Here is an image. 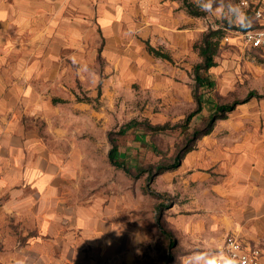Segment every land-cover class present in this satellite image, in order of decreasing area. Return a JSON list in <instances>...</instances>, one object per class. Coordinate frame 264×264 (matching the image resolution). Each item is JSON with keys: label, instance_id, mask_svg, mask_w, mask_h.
Returning a JSON list of instances; mask_svg holds the SVG:
<instances>
[{"label": "crops", "instance_id": "crops-1", "mask_svg": "<svg viewBox=\"0 0 264 264\" xmlns=\"http://www.w3.org/2000/svg\"><path fill=\"white\" fill-rule=\"evenodd\" d=\"M185 24L195 21L183 0H0V264H133L141 235L132 190L124 209L119 193L105 199L83 186L96 172L80 149L93 146L83 132L87 113L97 114L79 99L96 66L89 35L112 51L119 75L136 65L120 52L149 41L171 48ZM262 136L225 157L237 188L223 193L232 213L217 228L261 249L264 264Z\"/></svg>", "mask_w": 264, "mask_h": 264}, {"label": "rangeland", "instance_id": "rangeland-1", "mask_svg": "<svg viewBox=\"0 0 264 264\" xmlns=\"http://www.w3.org/2000/svg\"><path fill=\"white\" fill-rule=\"evenodd\" d=\"M184 1L201 15L194 16L195 24L184 25L182 38L170 43L171 48L162 42L156 44L171 61L154 58L146 43H137L134 50H123L119 55L134 59V70L127 67L123 72L121 68L116 75L112 51L103 50L98 34L93 40L89 35L93 46L87 58H94L96 66H89L79 99L97 114L87 113L86 123L91 127L83 132L93 146L80 149L94 156L95 162L89 163L87 170L92 172L96 166V172L83 186L100 189L105 199L119 193L121 199L126 197L124 209L134 203L141 236L133 264H210L228 235L217 228L232 213V204L223 193L237 188L231 180L232 162L225 157L245 154L233 150L247 139L262 138L264 133V58L244 43L243 32L237 30L241 23L230 11V6L239 7L246 19L262 0ZM243 1H248L250 8L243 6ZM190 27L192 31H187ZM249 28H258L252 13ZM217 30L222 32L217 65L201 71L214 83L209 89L196 81L195 68L202 59L195 48L205 34ZM93 92L95 97H90ZM235 104L234 111L222 114L215 122L211 134L196 139L219 107ZM199 109L186 125V118ZM153 128L165 130L153 134ZM111 141L118 146V157L131 176L110 163ZM189 149L179 168L151 178L158 165H172L177 155ZM128 187L134 194L130 206ZM160 216L175 242L172 250L156 225Z\"/></svg>", "mask_w": 264, "mask_h": 264}, {"label": "trees", "instance_id": "trees-1", "mask_svg": "<svg viewBox=\"0 0 264 264\" xmlns=\"http://www.w3.org/2000/svg\"><path fill=\"white\" fill-rule=\"evenodd\" d=\"M192 6L193 5H188V4L186 5V1H184V7L186 8L189 15H191L193 17L194 16L195 17L200 16L201 14L195 13L194 11H192V9H191ZM251 13L255 18V14L250 11V13H248V15L244 21V25H240L239 28L237 29L238 31L246 33L248 31L254 30V29L249 28ZM221 36H222V32L220 30L210 31L209 33L204 35L202 43L199 46H196V48H195L198 50L199 55L202 59V64L198 65L195 68L196 81H197L198 85H200L201 87H206V88L212 89L214 86L213 81H211L208 77H203L201 74V71H209L210 69L216 67L217 64L215 62V57L217 56V53H218V47H219V43H220L219 41L221 39ZM147 51L154 58L164 59L167 61L172 60L170 55L163 53L160 50H157V49L151 47L149 44H147ZM199 104H200V101H199ZM199 106L201 107V105H199ZM237 106H238V104H235L232 106L219 107L218 111L210 119L207 128L202 133L197 134L196 139H199L202 136L211 134L214 130L215 122L219 118H221L220 116L222 114H223V116L224 115L226 116L227 113L234 111ZM200 110L201 109L191 113L186 118V121H185L186 125L190 124V122L193 120V118L198 114V112ZM219 113H220V115H217ZM164 130L165 129H161V128L151 129L153 134H157L161 131L163 132ZM111 144H112V149L109 152L110 163L114 167H117L118 169H122L124 172H126L128 175L131 176L130 171L128 170V168H126V165L118 157V154H119L118 146L114 143V141H111ZM191 150L192 149H189V150L185 151L184 153L177 155L175 157L174 163L172 165H158L156 170L151 174V178L153 179L154 177L161 175L167 171L176 170L177 168H179L182 164V160H183L184 156L188 152H190ZM156 225H157L159 231L161 232V234L169 240V247H170V250H172L175 246V242L172 240V235L166 230L161 216L157 218Z\"/></svg>", "mask_w": 264, "mask_h": 264}, {"label": "built area", "instance_id": "built-area-1", "mask_svg": "<svg viewBox=\"0 0 264 264\" xmlns=\"http://www.w3.org/2000/svg\"><path fill=\"white\" fill-rule=\"evenodd\" d=\"M243 6L249 7L248 1L242 2ZM258 28L241 34L244 43L262 54L264 58V1L253 7ZM263 253L258 247L244 243L235 234H229L222 247L212 257L210 264H225L226 260L234 259L237 264H261Z\"/></svg>", "mask_w": 264, "mask_h": 264}, {"label": "clouds", "instance_id": "clouds-1", "mask_svg": "<svg viewBox=\"0 0 264 264\" xmlns=\"http://www.w3.org/2000/svg\"><path fill=\"white\" fill-rule=\"evenodd\" d=\"M205 7H210V5H206ZM230 11L236 15L237 20L241 23V25H244L245 16L243 12L240 11L239 7L230 6ZM212 264H215V262L213 261ZM225 264H237V261L234 259H229L225 261Z\"/></svg>", "mask_w": 264, "mask_h": 264}]
</instances>
